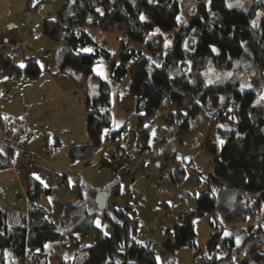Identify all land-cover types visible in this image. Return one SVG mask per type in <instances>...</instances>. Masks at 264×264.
<instances>
[{"label":"trees","instance_id":"1","mask_svg":"<svg viewBox=\"0 0 264 264\" xmlns=\"http://www.w3.org/2000/svg\"><path fill=\"white\" fill-rule=\"evenodd\" d=\"M63 1L57 24H45L46 33L65 41L62 57L55 59L56 72L74 80L90 74L98 78L93 64L100 57L109 58L110 52L95 46L90 27L126 29L130 40L150 50L145 55L123 42L117 60L109 63L113 80L120 81L129 73L128 90L138 116L134 129L137 147L149 148L147 137L160 108L166 110L162 117L170 135H181L203 123L219 134L211 133L207 139V147L214 153L208 189L198 197L196 208L181 214V222L173 226L160 251L161 264L172 263L174 251L181 246L195 248L193 218L207 211L211 213V232L201 264H264L260 248L264 246V217L260 213L264 206V0H211L210 4L208 0H189L186 6L192 11L184 22L176 20L182 16L178 0ZM238 1L245 6L235 7ZM227 4L234 6L228 8ZM168 32L172 33L171 43L164 50L154 48L150 37ZM89 46L91 52L83 51ZM213 46L218 55L212 52ZM39 69L33 61L23 68L11 61L0 77H33ZM211 71L220 73V78H213ZM253 78L254 90L250 86ZM94 81L98 82L96 94L83 90L90 141L70 145L71 163L89 159L101 142L103 128L111 123V85L101 79ZM259 95L261 99L256 101ZM226 124L236 130L224 132L221 126ZM11 154L10 148L0 150V169L10 166ZM170 174L176 181L182 176V172L180 176ZM54 183L68 188L69 178L66 173L56 174ZM77 185V197L61 205L53 222L38 203L39 198L51 194V188L27 175L26 211L0 209V264H16L26 253L37 252L43 258L48 244L67 243L93 227L95 214L110 222L111 232L105 235L99 230L82 249V259L73 264H157L155 250L130 236V228L136 224L134 216L107 201L100 211H90L82 186Z\"/></svg>","mask_w":264,"mask_h":264},{"label":"rangeland","instance_id":"2","mask_svg":"<svg viewBox=\"0 0 264 264\" xmlns=\"http://www.w3.org/2000/svg\"><path fill=\"white\" fill-rule=\"evenodd\" d=\"M178 1L182 4L181 21L184 22L192 9L186 6L189 0ZM237 4L245 6L241 1ZM63 5V0H0V73L10 60L24 67L33 61L40 68L33 77H0V117H5L1 120L4 126H0V132L11 121L8 129L12 144L33 155L31 165L24 170H17L13 165L0 169V209L26 211L28 174L35 178L38 175L43 185L51 188V194L39 198L38 203L46 208L48 218L53 222L59 217L61 205L77 197V182L82 186L89 210L100 211L95 203L99 188L107 193V203L134 216L136 224L130 228V236L155 250L156 263L161 264L160 251L173 226L181 222V214L196 208L198 197L208 189L207 176L214 168V153L207 147V139L211 133H217L209 123H203L181 135H170L162 117L166 110L160 108L147 137L149 148L137 147L134 129L138 116L135 99L128 90L129 73L115 81L110 77L109 63L117 60L123 42L142 50L145 55H149L150 50L130 40L123 28H88L95 46L110 52L109 58L100 57L93 64V74L98 78L90 74L74 80L58 74L56 80L61 88L54 87L53 67H56L55 59L62 57L65 41L57 34L46 33L45 24H57V14ZM149 40L154 48L164 50L166 42L172 41V33H156ZM11 45L24 51L26 57L20 59L8 55L6 50ZM211 74L213 78L221 75L215 71ZM99 79L109 82L112 88L108 108L111 123L103 128L101 142L94 154L89 159L79 158L71 163L68 157L70 145L90 141L83 90L88 89L90 95L96 94L98 82L94 80ZM255 82V78L250 82L252 90ZM260 99L259 95L256 101ZM181 172L178 181L170 174L180 176ZM63 173L69 178L68 188H60L54 183L55 175ZM260 213L264 217L263 205ZM210 217L211 213L207 211L193 218L195 248H177L173 262L165 264H201L200 257L206 253L211 232ZM97 221L100 227H97ZM93 225L67 243L48 244L44 257L39 255L38 264H73L82 259V249L92 242L99 230L103 234L111 232L110 222L99 214L94 215ZM241 239L237 238L236 243ZM260 248L264 251V246ZM235 260L240 261V258Z\"/></svg>","mask_w":264,"mask_h":264},{"label":"built area","instance_id":"3","mask_svg":"<svg viewBox=\"0 0 264 264\" xmlns=\"http://www.w3.org/2000/svg\"><path fill=\"white\" fill-rule=\"evenodd\" d=\"M6 51L8 55L13 57H26V54L22 50L17 49L15 45H11ZM10 122L9 124H6L3 128V131L0 132V150L6 151L10 148L12 150L10 165H13L17 170H24L31 165L33 161V155L29 151L19 149L16 144H12V134L9 133L8 129L10 126ZM38 257L39 254L37 252H34L31 255L29 253H26L19 258V261L16 264H38Z\"/></svg>","mask_w":264,"mask_h":264},{"label":"snow or ice","instance_id":"4","mask_svg":"<svg viewBox=\"0 0 264 264\" xmlns=\"http://www.w3.org/2000/svg\"><path fill=\"white\" fill-rule=\"evenodd\" d=\"M152 2H153V0H149V3H152ZM208 3L210 4V3H211V0H208ZM226 3H227V0H226ZM233 6H234V5H232V4H227V7H228V8H232ZM235 7H240V5L237 4V5H235ZM98 11H99V10H98ZM140 19H141V21H145V20H146V17H145L143 14H141ZM176 20H177V22H179V21L181 20V17H180V16H177V17H176ZM253 26H255V22H253ZM157 31H159V29H157ZM193 31H195V30H193ZM193 42H194V41H193ZM169 43H170V41H169V42H166L165 47H167ZM184 47H185V50H188V42H187V41H185ZM211 50H212L213 53H216L217 55L219 54L218 49L215 48L214 46L211 48ZM83 51H85V52H91L92 49H84ZM20 67L23 68L24 65L21 64ZM100 74L103 75V72H101ZM223 99H224V98L221 97V100H223ZM197 103H198V102H197ZM221 127H223V126H221ZM105 131L107 132V130H105ZM153 134H154V133H153ZM219 143H220V144H223L224 141H223V140H220ZM36 179H37V180H40V182H41L42 184L44 183L43 180H41V178H40L38 175L36 176ZM44 186L47 187L46 184H44ZM96 225H97V227H100V222L97 221V222H96ZM104 234H105V235H108V233H106V232H105ZM133 239H135V237H133ZM237 243H239V241H237ZM122 248H123V246H121V249H122ZM157 259H159V257H157Z\"/></svg>","mask_w":264,"mask_h":264},{"label":"water","instance_id":"5","mask_svg":"<svg viewBox=\"0 0 264 264\" xmlns=\"http://www.w3.org/2000/svg\"><path fill=\"white\" fill-rule=\"evenodd\" d=\"M222 130L224 132L230 133L232 131L234 132L236 129L235 127H232L226 124L222 127ZM217 136H219V134H217ZM157 165H159V163H157ZM106 201H107V193L98 188L96 198H95V203H96L97 208L103 209L106 205Z\"/></svg>","mask_w":264,"mask_h":264},{"label":"crops","instance_id":"6","mask_svg":"<svg viewBox=\"0 0 264 264\" xmlns=\"http://www.w3.org/2000/svg\"><path fill=\"white\" fill-rule=\"evenodd\" d=\"M23 52H24V51H23ZM24 53H25V52H24ZM25 54H26V53H25ZM10 62H11V60L8 61L6 64H8V63H10ZM6 64H5V65H6ZM5 65H4V66H5ZM58 74H60V73L56 72V68L53 67V76H54L55 79L53 80L52 84H53L54 87H57V88L60 89L61 86H59V84L57 83V80H56L57 77L59 76ZM19 79H20V78H19ZM48 87H50V86H47V88H48ZM2 118H3V116L0 117V121L2 120Z\"/></svg>","mask_w":264,"mask_h":264}]
</instances>
